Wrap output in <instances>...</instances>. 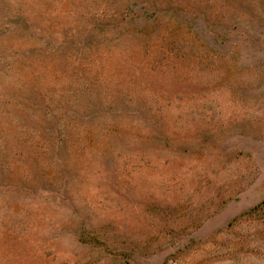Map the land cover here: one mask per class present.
<instances>
[{
	"label": "rangeland",
	"instance_id": "rangeland-1",
	"mask_svg": "<svg viewBox=\"0 0 264 264\" xmlns=\"http://www.w3.org/2000/svg\"><path fill=\"white\" fill-rule=\"evenodd\" d=\"M0 264H264V0H0Z\"/></svg>",
	"mask_w": 264,
	"mask_h": 264
}]
</instances>
